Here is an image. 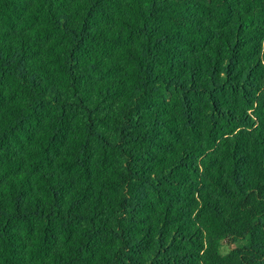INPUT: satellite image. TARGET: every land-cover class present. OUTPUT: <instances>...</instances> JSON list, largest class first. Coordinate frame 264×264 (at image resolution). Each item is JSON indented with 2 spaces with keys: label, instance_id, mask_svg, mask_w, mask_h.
Instances as JSON below:
<instances>
[{
  "label": "trees",
  "instance_id": "16d2710c",
  "mask_svg": "<svg viewBox=\"0 0 264 264\" xmlns=\"http://www.w3.org/2000/svg\"><path fill=\"white\" fill-rule=\"evenodd\" d=\"M0 264H264V0H0Z\"/></svg>",
  "mask_w": 264,
  "mask_h": 264
},
{
  "label": "rangeland",
  "instance_id": "374dc122",
  "mask_svg": "<svg viewBox=\"0 0 264 264\" xmlns=\"http://www.w3.org/2000/svg\"><path fill=\"white\" fill-rule=\"evenodd\" d=\"M233 246H229L227 243L223 242L220 248L221 254H227Z\"/></svg>",
  "mask_w": 264,
  "mask_h": 264
}]
</instances>
